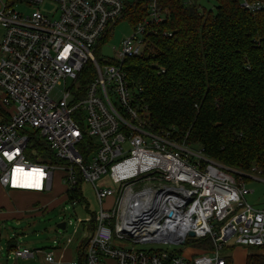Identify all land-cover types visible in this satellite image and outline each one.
<instances>
[{
  "label": "built area",
  "instance_id": "built-area-1",
  "mask_svg": "<svg viewBox=\"0 0 264 264\" xmlns=\"http://www.w3.org/2000/svg\"><path fill=\"white\" fill-rule=\"evenodd\" d=\"M140 1L146 15L138 23L127 20L131 35L111 58L95 55ZM158 2L0 0V187L46 194L59 171L65 193L77 195L68 202L76 205L81 184L91 185L99 212L87 222L83 264H228L219 257L225 248L264 250V209L246 202L244 177L181 142L175 128H152L142 88L132 87L126 75L128 60L151 51L147 29L165 22ZM16 4L30 12L13 9ZM239 6L264 13L262 0H239ZM80 146L87 150L79 152ZM106 198L118 205L115 219L102 208ZM128 216H154L157 230L139 235L144 224L132 221L126 228ZM114 235L168 245L209 239L213 256L186 260L174 251L115 246ZM38 252L16 248L11 256Z\"/></svg>",
  "mask_w": 264,
  "mask_h": 264
},
{
  "label": "trees",
  "instance_id": "trees-1",
  "mask_svg": "<svg viewBox=\"0 0 264 264\" xmlns=\"http://www.w3.org/2000/svg\"><path fill=\"white\" fill-rule=\"evenodd\" d=\"M214 2L212 11L201 0H159L165 22L147 29L151 51L128 60L126 75L142 88L152 128H175L209 159L264 180V13L245 11L239 0ZM142 3L131 4L125 20L138 23ZM195 243L211 247L187 241Z\"/></svg>",
  "mask_w": 264,
  "mask_h": 264
},
{
  "label": "rangeland",
  "instance_id": "rangeland-1",
  "mask_svg": "<svg viewBox=\"0 0 264 264\" xmlns=\"http://www.w3.org/2000/svg\"><path fill=\"white\" fill-rule=\"evenodd\" d=\"M5 1V0H1ZM132 1V0H129ZM202 6L206 10L214 11L215 2L214 0H201ZM40 8V7H39ZM47 8L46 6L43 7ZM13 9L18 10L22 13H29L30 9L25 7L23 4H16ZM133 31L132 26L127 20H120L108 34L106 38V43L102 46L100 50H95V55H102L107 58H111L113 55V48H117L120 42L126 37L130 36ZM3 34V28L0 25V36ZM57 93L54 91L51 96L57 97ZM59 95V93H57ZM35 139L38 141L42 138L37 132H33ZM79 152L83 153L87 149L83 146L78 147ZM230 169V168H229ZM59 171L53 173V191L55 190V183L58 178ZM246 178L244 177V180ZM245 186L250 191L249 195L245 197V200L250 205L258 208L264 209V180L258 177L257 173H253L245 180ZM116 196H120V190L117 187H113ZM15 194L0 188V207L1 210L5 211L4 205H7L9 199L14 198L12 196ZM81 196L82 200L77 205H72L70 202H63L57 204L53 209L41 210L39 214H36V210L28 211L26 216L22 219H3L0 222V264H20L21 261L12 258L5 250V245L8 239H13L14 235H17V242L30 247L32 250L34 248L39 249L42 247L51 246L53 241L65 242L67 239L75 241L78 237L86 238L87 234L81 232V227L85 228L84 225L91 220L94 213L99 212V204L94 195L91 185L87 183L81 184ZM25 207L28 203H24ZM102 208L106 211H111V217L116 218L118 213V205L114 203L111 198H106L102 200ZM37 209L35 207L32 208ZM40 211V210H38ZM65 222V229L59 230L57 225ZM216 224V223H214ZM87 226V225H86ZM207 241H210L207 239ZM211 243V242H210ZM74 244V243H73ZM112 244L115 246H123L134 248L137 250L145 251H155L158 249L179 252L180 255L186 259L191 260L196 256H200L203 253H207L209 256H213L212 243L211 247L205 243H195V247L186 245H168L160 243H138L128 241L125 238H118L116 235L113 236ZM208 247V248H207ZM31 250V251H32ZM257 252V249H250L243 246H234L225 248L220 251L219 257L225 259L228 264H244L242 261L246 258L249 252ZM34 252V251H32Z\"/></svg>",
  "mask_w": 264,
  "mask_h": 264
},
{
  "label": "crops",
  "instance_id": "crops-1",
  "mask_svg": "<svg viewBox=\"0 0 264 264\" xmlns=\"http://www.w3.org/2000/svg\"><path fill=\"white\" fill-rule=\"evenodd\" d=\"M1 188V187H0ZM53 191V181H52V189L50 192L46 194H38V193H24V192H12L15 195L12 196L14 200L9 199L7 205H4L6 208L5 211L1 210L0 207V222L3 219H22L26 216L28 211L36 210V214H39L41 210L53 209L57 204H61L63 202L67 203V196L65 193V186L60 181V174L55 183V190ZM113 200V199H112ZM24 203H28L25 207ZM77 205V204H76ZM35 207L37 209L32 208ZM40 210V211H38ZM87 225V224H86ZM85 228L81 227V232L84 234L89 231L88 226ZM17 235H14L13 239H8L5 245V250L8 255L11 256V252L18 249H29L30 247L25 246L19 242H17ZM1 240V234H0ZM83 241L84 238H77L75 241L67 239L65 242H56L53 241L51 246L42 247L39 249L34 248L32 251H39L38 253H34L33 257L30 258H18L20 260V264H79V254L80 250L83 249ZM74 243V244H73ZM257 252H249L246 258L242 261L244 264H264V260L261 257H264V250L257 249ZM1 251V248H0ZM47 253H51L52 261H46ZM12 257V256H11ZM249 258H251L252 262H249ZM261 258V259H260ZM110 263V262H108Z\"/></svg>",
  "mask_w": 264,
  "mask_h": 264
},
{
  "label": "bare ground",
  "instance_id": "bare-ground-1",
  "mask_svg": "<svg viewBox=\"0 0 264 264\" xmlns=\"http://www.w3.org/2000/svg\"><path fill=\"white\" fill-rule=\"evenodd\" d=\"M156 219L154 216H151V217H145V218H139V217H135V216H128L126 218H124V221H125V224L127 225L126 228H133V226H129L128 224H132L133 225V222L132 221H137L135 223V225L138 224V222L140 224H144L142 226L139 227V229H141L140 231V234L139 235H144V234H147V233H153L157 230V227L155 226V221L154 220ZM170 231H172L170 229ZM175 233H179V231H175ZM134 234H137V233H134Z\"/></svg>",
  "mask_w": 264,
  "mask_h": 264
},
{
  "label": "water",
  "instance_id": "water-1",
  "mask_svg": "<svg viewBox=\"0 0 264 264\" xmlns=\"http://www.w3.org/2000/svg\"><path fill=\"white\" fill-rule=\"evenodd\" d=\"M65 222H62V223H60V224H58L57 225V228L59 229V230H64L65 229ZM187 235L189 236V237H191V238H193L194 237V233L193 232H191V231H189L188 233H187ZM169 242H171L170 240H167L166 241V243H169ZM174 244H177L176 242H174V241H172Z\"/></svg>",
  "mask_w": 264,
  "mask_h": 264
}]
</instances>
